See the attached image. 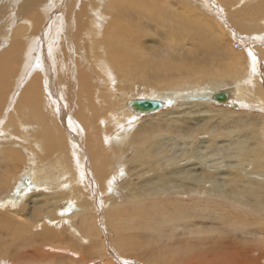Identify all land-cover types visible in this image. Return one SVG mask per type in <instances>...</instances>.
Segmentation results:
<instances>
[{
    "label": "rangeland",
    "instance_id": "374dc122",
    "mask_svg": "<svg viewBox=\"0 0 264 264\" xmlns=\"http://www.w3.org/2000/svg\"><path fill=\"white\" fill-rule=\"evenodd\" d=\"M97 3L104 11L88 10L82 32L85 38L97 35L89 41L90 55L103 52L102 63L85 61L79 53V66L96 92L110 89L106 105L118 100L120 118L99 111L101 101L94 96L97 111L89 110L99 115L88 114V128L75 132L79 140L74 143L70 125L76 122L64 111L65 95L58 94L62 87L50 90L42 78L43 102L17 107L21 80L12 79L9 103L0 110V155L12 157L0 183V264H264V0ZM40 15L39 39L27 52L32 59L37 56L38 64L52 59L50 51L59 41L55 35L49 40L53 27L46 24L56 21V7H41ZM30 27L25 24V34ZM34 74H42L40 66L30 78ZM209 90H231L233 96L219 103L205 99H211L213 92L203 93ZM192 91L202 92L201 101L186 98ZM152 93L167 94L171 101L135 117L126 100L154 98ZM68 107L77 113L75 106ZM125 116L130 118L122 121ZM97 139L105 146V140L110 142V155L95 154L99 165L111 171L103 176L101 189L82 145L88 146L86 140L97 144ZM135 141L152 144V151L136 147ZM56 142L63 144L61 150ZM32 172L38 177L35 186L22 183L31 187L22 194L17 184ZM76 185L79 199L89 203L86 210L70 204ZM11 194L17 200H8ZM42 228L52 231L56 241L28 242ZM76 228L87 237L81 238Z\"/></svg>",
    "mask_w": 264,
    "mask_h": 264
},
{
    "label": "bare ground",
    "instance_id": "6f19581e",
    "mask_svg": "<svg viewBox=\"0 0 264 264\" xmlns=\"http://www.w3.org/2000/svg\"><path fill=\"white\" fill-rule=\"evenodd\" d=\"M97 1H99V0H56V2H55V0H0V49H2L4 46L7 47L6 48L7 52H5L3 55H0V110L4 111L5 108L7 107L8 103H9L8 100H5V99H6V93L8 94L10 91V88L13 86L12 85V79H13V81L14 80L17 81V79L21 80V84L19 83V85H20L19 87L21 89L20 94H19V91H17L18 93L17 94L15 93L17 95V97H16V99H14L17 107H19L20 104H23L25 106H32V107L38 106L40 104V102H43V99H44L41 92H42V90L43 91L46 90V89H42L43 85L41 84L42 83L41 79L44 78L43 81L48 85L47 86L44 84L46 86V88L49 89V87H50V90H51L53 88L60 89L62 87V89L59 90L58 94H60V96L65 95V98L64 97L61 98L63 101V102L62 101L61 102L64 104V111L67 114H70L72 116L71 119H73L74 122H76V124L78 126H80V127H78L76 124H75V127L72 126L73 124L70 125L73 129V132H72V130L71 131L69 130V131L72 132V134H73L71 136V138H72V141H74V143L77 140H79V139L76 140L77 137L75 136V132L80 133V132H82V129L88 128V125H89V123L87 122V118L89 117L88 114L99 115L97 113H92L89 110V108H90L92 111H97L98 107H95V105L94 106L92 105L93 99L95 98L94 96H96L97 101H98V99L101 101L102 106H101V108H99L100 109L99 111H101V110L102 111L107 110V112H108V110H109V112L113 111L112 113L116 112L115 117L118 116V118H120L119 110H121V109L117 108L118 107L117 106L118 100H115V101L112 100V101H114V103L112 102V104L110 106L106 105V103H111L110 99L107 98V93L110 91V89H108V91L104 89L105 90L104 92L101 90L96 92V89L94 90V86L92 85L93 82L90 81L89 75L82 72L81 68L79 66L80 65L79 64V59H80L79 53L84 55L85 61L87 60V61H93L95 63L96 62L102 63V59L100 58V56L103 54V52H101V51L98 52V56L95 55L96 57L90 55V54H92L91 53L92 46H91L89 41L92 38H95L97 35L94 34V37L85 38L84 33L82 32V28L84 25V15L88 10H94L95 13L104 11V9H102V8H101L102 11L100 10V8L98 7ZM61 4H63L62 7H61ZM118 6H120V5H118ZM41 7H43L44 10H51V11H54V8L56 7V21H54V19H48L46 24L48 26H50V24L52 22L51 27H53V29H52L53 34L50 30L51 34H50L49 40L52 41L53 35H55L54 40L56 39V36H57L59 41L57 40L58 46L54 47L53 53H52V50L50 51V56L52 57V59L49 60L50 62L45 60V62H43V63L39 62V64H38L36 62L37 56H35V58L32 59V57H30L31 55L28 57L27 52H28V48H30V47H32V45L36 44L38 39H39L38 36H39L41 30L38 31L37 26H38V23H40V21H41V15H40ZM117 9L118 8H116V10ZM58 13H59V16L57 15ZM258 13H260V12H258ZM114 14H115V12H114ZM113 18H115V17L113 16ZM115 19H120V18L116 17ZM12 24L16 25V27H14L10 32V28H11ZM25 24H30V26H31L30 31L28 30L29 31L28 34L27 33L25 34V28H24ZM44 25H45V23H44ZM45 27L46 26H44L42 28L45 29ZM44 29H42V30L44 31ZM9 32H10V35L7 38H4V35L9 34ZM94 32H95V30L92 29L89 34H93ZM50 46L51 45H49V47ZM40 49H41V47H40ZM73 51L75 54L74 57L76 56L75 58H73L72 54H71ZM41 53H43V52H41ZM68 54H70L71 57ZM23 55L25 56V60L22 62L21 60L24 58ZM27 57H28V59H27ZM110 60H112V59L110 58ZM250 61L251 62L254 61L253 57H251ZM48 62H49V64L52 63L51 66H53V68L55 67L61 73L59 72L56 74V70L52 71L50 69L51 66L48 67V70H47L46 67H47ZM93 62H91V63H93ZM114 63H119V61H115ZM39 66L42 69V74H38V76L36 74H34L30 78V73L33 72L34 70H36ZM88 68H90V67L88 66ZM92 69H94V68H92ZM94 70H93V72L95 73L96 70L95 71ZM90 74H91V72H90ZM17 75H18V77H17ZM97 76H99V75H97ZM118 77H119V75H118ZM100 78H101V76H100ZM26 79H29V80H28V84L25 86V80ZM56 84H57V86H56ZM240 87L239 88L237 87V88L242 89ZM122 88L123 87H120V89H122ZM244 89H246V88H244ZM12 90L13 89H11V91ZM111 90H114V89H111ZM1 91H4V96H2ZM212 92H213V94L211 96V99L210 98H205V99L214 100V101L219 102V103H226V101H228L229 99H232V96H233L231 90H229V91H217V92H215V90L214 91L209 90V91L203 92V93H205L206 95L208 94L210 96V94ZM219 92H223V94L225 93L224 94L225 98H224L223 102L217 101L215 99V95L218 94ZM45 93H46V91H45ZM109 93H111V92H109ZM152 95H156V94L152 93ZM199 95H202V92L198 93L196 91H192V94L189 96H186V98H188V100L197 99V100L201 101ZM11 96H13V95H11ZM76 96H78V97H76ZM235 97H237V96H235ZM77 99H78L79 103L77 102ZM136 99H151V100L160 101L162 106L158 110L165 108L167 106V105H165V102H167V104H168L171 101L170 97L167 94H163L162 96H159V94H158V95L154 96V98H150L148 96H145L142 98L139 97V98L127 99L125 104L128 107L129 111L135 117L139 116V115H144L147 113H153V112L158 111V110H153V111L143 112V111L136 109L134 107V103H133L134 100H136ZM235 100L237 101V98ZM242 101H243V99H242ZM233 103H235V101ZM240 104H242V102H240ZM68 105L75 106L77 108V113H75L76 110H74L71 107H68ZM244 105H245V103H244ZM124 107H122V108L124 109ZM127 107H125L126 110H127ZM69 110H71V112ZM57 111H59V117H61L60 116V110H57ZM61 112L63 115L66 114L63 111H61ZM123 112L124 111H122V113ZM100 116H97V117H100ZM77 117L79 118V120ZM126 118H130V117L125 116L122 118V121H125ZM133 118L134 117H132V115H131V119H133ZM89 119L91 120V118H89ZM68 120H70V119H68ZM114 121H116V120L114 119ZM91 122H93V119L91 120ZM59 124L60 123L57 121L56 128L59 126ZM100 127H102V126H100ZM69 129H71V128H69ZM62 131H63V135H65V133L67 132L64 129V127H63ZM84 131L85 130H83L84 139H86ZM95 132H97L96 129H95ZM91 133H93V132L91 131ZM96 135H98V133ZM106 135L108 136L109 132H107ZM93 137H94V135H93ZM59 139L61 142L64 140V137L59 136ZM81 139H82V137H81ZM97 140H99V139H97ZM145 140H149V139L147 138ZM68 141L70 142V138H68ZM95 141H96V139H95ZM100 141L101 140H99L98 141L99 143H97V144L95 143V144L90 145L89 142L86 140L85 143H87L88 146H85V144H83V143H82V145H84V147L88 149V152H87L88 155L87 156L90 158V160L92 162H94L93 166H94L95 175L99 181V185H100V189H101L102 184H103V176L108 175L109 173H111V171L109 168L110 166H100L97 159H96L95 154H97L99 152H104L107 154L110 152V148L106 147V146H110L109 145L110 142L105 140V142H106V146H105ZM78 144H81V143L79 142ZM134 144L137 145L136 147H138V145H140V143H137V141H135ZM62 145L63 144L59 145L56 142V150H59ZM64 146H66V145H64ZM71 146H73V145H71ZM73 147H75V146H73ZM143 147L147 148L148 152L152 151V144H148L146 146L141 144L140 148H143ZM66 148L67 147H64V149H66ZM76 148H77V146H76ZM85 148H84V152L86 150ZM10 150L13 151L15 149L10 147ZM79 150H82V149L79 148ZM112 150H113V148H112ZM89 151H91L93 153V155H90ZM112 154H116L114 150L112 151ZM107 155H110V154H107ZM259 158L260 157L258 156V159ZM10 160H12L11 156H9L7 154L0 155V183L5 180L6 171L9 167V162H12ZM83 163L84 162H82V164ZM62 164L63 163L60 162V167L62 166ZM62 167H65L64 164ZM62 171H65V169H62ZM35 172H38L37 169L35 170ZM65 172H67V171H65ZM62 174H63V172H62ZM113 175L116 176L115 174H113ZM77 177L80 178V174H78ZM37 178L38 177H36L35 174L32 172L31 175L29 174L28 177H25L24 179H22V181L18 182L16 190H20L22 192V194L30 191L31 187L25 186L22 183L29 184L32 182L31 185L35 186L34 182L36 181ZM69 178H71V175L69 176ZM81 178H84V176H82ZM110 180L112 181V179H110ZM84 182H86V181H84ZM77 186L78 185L71 187V192L69 193L70 204H72L73 207H79L83 210H86L89 206V203L86 201V199L84 197H82V199H79V196H81V194L79 193V191H76ZM84 186H86V183L84 184ZM86 190H88L87 193H89L91 196L95 194L94 192L89 190L88 186L86 187ZM7 197H9L8 200H11V201H14V199L17 200L16 198H14V196L12 194L8 195ZM96 198L99 199L98 196H96L95 199ZM64 199H65V197H64ZM118 209H120V208L118 207ZM139 212H140V210H139ZM118 214H119V212H118ZM33 225L34 224L28 225V229L33 227ZM88 226L90 227V221H88ZM73 230L81 238L85 239L87 237V235L83 231H81L77 228L73 229ZM34 231H35V233H32V235L30 236V239L28 237V239H27L28 242L30 240H32L34 242L39 241L40 243L56 241L55 234L46 228H42L41 231H36V230H34ZM118 233L119 232H117V237H118ZM118 243H119V245H122V246L126 245V242L123 240H119ZM98 250H99V255L101 256V253L103 250H101V247Z\"/></svg>",
    "mask_w": 264,
    "mask_h": 264
},
{
    "label": "water",
    "instance_id": "95a60500",
    "mask_svg": "<svg viewBox=\"0 0 264 264\" xmlns=\"http://www.w3.org/2000/svg\"><path fill=\"white\" fill-rule=\"evenodd\" d=\"M224 94L223 92H219L218 94L215 95V99L217 101L223 102L225 98ZM133 103L136 109L143 111V112L158 110L162 106L160 101L151 100V99H136L134 100Z\"/></svg>",
    "mask_w": 264,
    "mask_h": 264
},
{
    "label": "crops",
    "instance_id": "0c3cea01",
    "mask_svg": "<svg viewBox=\"0 0 264 264\" xmlns=\"http://www.w3.org/2000/svg\"><path fill=\"white\" fill-rule=\"evenodd\" d=\"M6 48H7V47L4 46L2 49H0V55H2L3 52H7V51H6Z\"/></svg>",
    "mask_w": 264,
    "mask_h": 264
}]
</instances>
